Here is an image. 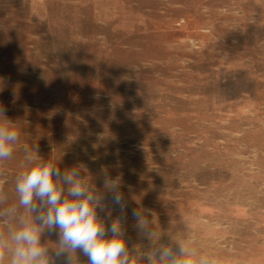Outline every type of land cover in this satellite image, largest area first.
Wrapping results in <instances>:
<instances>
[{
	"label": "rangeland",
	"instance_id": "rangeland-1",
	"mask_svg": "<svg viewBox=\"0 0 264 264\" xmlns=\"http://www.w3.org/2000/svg\"><path fill=\"white\" fill-rule=\"evenodd\" d=\"M0 124L7 204L36 151L119 178L130 251L135 208L197 264H264V0H0Z\"/></svg>",
	"mask_w": 264,
	"mask_h": 264
},
{
	"label": "clouds",
	"instance_id": "clouds-1",
	"mask_svg": "<svg viewBox=\"0 0 264 264\" xmlns=\"http://www.w3.org/2000/svg\"><path fill=\"white\" fill-rule=\"evenodd\" d=\"M18 139L10 125L0 124V164L12 157ZM83 171L82 166L61 171L58 164L26 150L14 182L15 203L7 204L6 181L0 179V264H77V252L88 264H197L194 251L174 236L167 244L158 243L160 235L135 208V228L154 246L130 251L124 228L128 204L119 178L102 170L100 191ZM114 210L121 215L112 219ZM45 233L55 235L56 243L42 244ZM198 264L209 261L202 257Z\"/></svg>",
	"mask_w": 264,
	"mask_h": 264
}]
</instances>
